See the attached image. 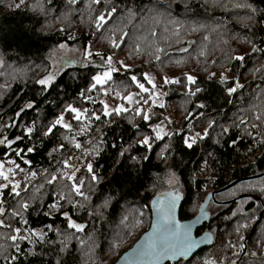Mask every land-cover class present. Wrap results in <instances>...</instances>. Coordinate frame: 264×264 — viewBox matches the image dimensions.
Returning a JSON list of instances; mask_svg holds the SVG:
<instances>
[{
	"label": "trees",
	"instance_id": "trees-1",
	"mask_svg": "<svg viewBox=\"0 0 264 264\" xmlns=\"http://www.w3.org/2000/svg\"><path fill=\"white\" fill-rule=\"evenodd\" d=\"M187 2L186 8L185 0H114L120 11L115 14L104 30L105 35L112 36L121 45L120 48L114 49L108 45L106 39L102 40L100 34L93 31L86 11L83 16L77 13L68 21L59 22L55 15L46 18L38 11H30L25 5L15 8L14 4L19 3V0H0V116L4 121L12 117L13 113L30 99L37 101V105L23 115V121L31 122L38 112L41 115L47 112V119H53L56 110L50 108L45 100L51 99L55 91L61 92V98H65L67 102H73L72 97L81 87L87 86L90 72L101 70L100 67L87 65L64 69L55 77V91L45 93L43 96L35 80L51 71L47 54L58 43L72 45L79 42L81 45H86L95 41L93 51L104 53L107 50L109 54H116V58H122L129 65L128 76L137 75L148 88H151L150 85L143 80V73L147 70L152 71L158 85L162 84L161 78L165 75L182 81L180 84L163 85L164 107L154 106L160 120L163 115L171 116L173 122L179 119L180 126L185 129L197 123L198 113L207 111L220 125L226 124L231 127L230 133L220 144L213 145L212 141L208 140L204 144L198 143L194 150L183 148L177 137L172 141L173 154L163 162L157 156L160 147L154 145V151L148 153L150 159L133 167L131 161L118 156V146L132 136L131 126L127 120L113 117L116 123L112 128L104 129L107 142L103 146V153L95 161L100 180L91 194L90 203L95 210V206L102 204L105 197L111 196L112 200L106 208L102 209L103 215L100 217L89 216L87 209L77 210L74 214L70 213L76 223L83 225L84 231L79 233H75L74 229L68 231L82 238L86 242L85 245L81 246L77 240L72 239L68 243L67 251L60 257H56L49 251V245H44L42 249L34 248L32 244L25 241L22 243L25 250L32 249L37 253L42 252L43 255H21L17 264H44L49 258L63 259L64 264H112L149 227L151 203L157 196L178 191L182 198L179 219L188 220L200 209L198 206L196 213L193 211L195 203L202 197L200 193L207 185L205 183H209L206 187L210 189L201 199V205L208 198L206 211L209 218L201 228L213 238V232L215 235L218 230L227 228L226 223L229 224L228 228L222 232L225 237L220 245L227 247V251H232L235 256H241L242 241L235 232L239 224L237 222L264 219L263 208L258 211L251 209L264 200V191L258 193L259 197L242 192L243 188H261V185L256 182L257 179L243 180L219 192H213V190L227 186L238 173H241V176L249 175V170L254 165L264 169V136L261 135L264 133V95L261 94L264 93V68L261 67L264 65V52H252V46L248 43L252 40L262 49L264 28L240 19L245 16L246 10L232 7V3H238L239 0H219L216 5L212 3V0H187ZM249 2L257 9H264V0H249ZM28 3H35V0H26V4ZM58 3L62 5L63 0H58ZM83 8L84 4L81 0L80 9L83 10ZM129 8L133 9L134 14L131 16L127 11ZM96 14L98 12L93 13V19ZM45 24L48 26L43 27ZM114 26L118 29L115 34L109 31ZM249 27L252 31H249ZM61 28L65 29L63 33L59 31ZM69 34L76 37L75 41L68 39ZM121 35H124L123 40L119 39ZM137 48L140 49L139 52ZM157 48L162 51L157 53ZM201 52L204 53L203 56L200 55ZM156 55H160V61L155 59ZM229 55H242L245 60L243 62L229 61L227 59ZM177 61L180 62L177 63ZM221 64L231 67L240 82L245 85L243 90H238L232 97L224 93V86L207 78L206 69L218 71ZM254 69H260L255 77L251 74ZM186 73L197 78V85L184 87ZM72 77L76 79L73 80ZM113 77V82H110L112 89L119 88L122 95L127 94L128 91L134 92L135 85L122 83L126 79L124 70L114 73ZM231 82L230 79L229 83ZM195 86H199L202 91L196 97L185 96L184 93L189 88L194 89ZM111 94L114 96L112 101L117 102L115 91L113 90ZM92 95L100 98V95L97 96L95 92ZM229 100L231 103L228 102ZM187 101L203 103L208 107L206 110H197L195 103ZM87 106L99 110L97 105ZM187 111H192L193 116L185 120ZM258 116L261 119H257ZM240 120L246 122L248 131L252 135H245L244 126L239 129L232 127L233 122L238 124ZM73 123L75 126V122ZM252 124L257 125L256 129L250 127ZM193 130L202 131L200 125ZM90 131L94 133L95 127ZM218 131L217 127L212 132L213 138ZM18 132L19 129L11 130V136L15 138ZM5 134L7 133L0 131V135ZM86 138L90 139V137H77L81 142ZM233 139L236 140V144L230 147ZM167 142L165 138L163 142L157 143L162 146V143ZM30 143L28 140H23L18 142V146L20 149H25V145ZM53 143L54 140L45 141L46 146L41 145L36 152L29 154L31 165H22L25 169L30 167L31 171L37 173L31 181L36 186L44 184V177L39 175L40 171L43 168L52 171L50 165H56L58 160L63 158L54 155L51 160L49 159L47 152L51 150ZM113 144L117 147H113ZM84 146L88 147V145ZM67 155L75 156L79 153L70 148L65 153V156ZM9 156L17 159L12 153H9ZM4 159L6 157L0 156V161ZM199 163L204 165L205 175L199 172ZM77 164L81 166L78 161ZM170 173H175L178 179V185L173 188L167 184ZM16 176V180L25 182L23 173H18ZM204 176L208 177V181L203 179ZM50 190L51 186L47 185L42 190L45 200L49 202ZM211 193L215 195L214 201L211 200ZM232 199L236 200L231 202ZM125 217H127L126 220ZM26 219L29 220L27 227L37 230L43 228L45 224H53L54 228H66L61 217L50 219L40 212H32L26 216ZM137 221H139L138 224ZM233 222L236 227L231 230L230 226ZM6 231L8 230L0 229V232ZM244 232L246 231L243 229L241 231L243 236ZM196 233L200 231L197 230ZM89 234H92L95 241L91 250L88 247L91 244L88 240ZM256 234L251 231L247 236L252 238L256 237ZM49 236L56 240L54 233H49ZM212 242H215L214 239ZM0 243L10 244L11 242L0 240ZM114 244L115 247H113ZM211 244L210 247L198 251L189 260H182L177 264H202L196 259L207 254L215 246L214 243ZM217 244L219 243L216 239ZM56 247L59 248L58 243ZM8 251L10 254H15L12 248ZM207 258L212 261V264H216L215 255H208ZM229 260L222 256L218 261L219 264H233V262L234 264H264V258L261 256L248 259L249 261L245 258ZM0 264H4L2 257H0Z\"/></svg>",
	"mask_w": 264,
	"mask_h": 264
},
{
	"label": "snow or ice",
	"instance_id": "snow-or-ice-1",
	"mask_svg": "<svg viewBox=\"0 0 264 264\" xmlns=\"http://www.w3.org/2000/svg\"><path fill=\"white\" fill-rule=\"evenodd\" d=\"M80 3L81 0H63L61 5L58 0H35V3L26 4V0H19V3L14 4V7L18 9L21 5H25L30 11H38L46 18H51L55 15L59 22L68 21L71 16L77 13L83 16L86 11L93 31L100 34L102 40L106 39L111 48H120L121 45L117 43L115 38L104 33L107 25L115 14L120 11L114 0H83V10L80 9ZM212 3L216 5L219 0H212ZM185 7H188L187 0H185ZM232 7L246 10L245 16L240 18L243 21L251 22L253 25H260L261 28H264V9H257L249 0H239L238 3L233 2ZM127 11L129 16L134 14L131 8L127 9ZM94 12H98V14L93 19ZM47 26L45 24L43 27ZM117 30L115 26L109 29L113 34ZM59 31L63 33L65 29L61 28ZM249 31H252L251 27H249ZM124 35H121L119 39L123 40ZM68 39L75 41L76 37L69 34ZM248 43L252 46V52H264V49L257 47L252 40H249ZM94 45L95 41H92L86 45L82 44L78 48L72 47L69 49L72 53H80L75 62L80 63L82 66L91 65L95 67L94 58H99L103 66V70H97L94 73L90 72L87 86L79 89L72 97L73 102H67L65 98H61V92L55 91L56 73L49 71L35 80V84L40 86L39 92L42 96L45 93L55 91V95L51 99L45 100V103L50 108L56 110L53 119H47V112H44L43 115L38 112L31 122L23 121V115L37 105V101L31 99L16 110L7 121H4L3 117L0 116V131L7 133L0 135V156L6 157V159L0 161V229L8 230L0 232V240L11 242L10 244L0 243V257L3 258L4 264H17L21 255H43L42 252L37 253L32 249L25 250L22 247V243L25 241L32 244L34 248L39 247L42 249L44 245H49V251L54 253L56 257H60L67 251L68 243L72 239L77 240L81 246L85 245L86 242L82 238L68 231L69 229H74L75 233L84 231L83 225L76 223L70 213L74 214L77 210L87 209L89 216L100 217L103 215L102 209L106 208L112 200L111 196L105 197L102 204L95 206V210H93L90 203L92 200L91 194L95 191V185L100 180L97 174L99 169L96 167L95 161L103 153V146L107 142L104 129L112 128L116 123L113 117L127 120V123L131 126L132 136L118 146V156L131 161L133 167L150 159L148 153L154 151V145L160 147L157 156L163 162L173 154L172 141L177 137H179L183 148L194 150L198 143L204 144L208 140H211L213 145L220 144L223 138L231 131V127L226 124L220 125L215 117H212L207 111L198 113L199 119H197L196 124L190 125L188 133L184 132L183 127L171 131L167 130L165 122L167 125H172L173 121L167 116L160 120L154 109L156 105L161 108L164 107L163 102L160 100L158 89L163 87V85L180 84L182 81L165 75L161 78L162 84L158 85L156 78L145 72L143 73V80L148 85H151V88H148L145 83L138 79L137 75L128 76L129 65L122 60L115 59L116 54H109L107 50L104 53L100 51L93 53L91 49ZM67 47L64 43L57 44V49L60 52H63ZM137 51L139 52L140 49L137 48ZM161 51L159 48L156 49L157 53ZM200 55L203 56L204 53L201 52ZM60 59L61 57H56L53 62L56 63ZM155 59L160 61V55H156ZM227 59L229 61L243 62L245 57L242 55H229ZM71 62L72 60L63 61V63ZM179 62L177 61V63ZM63 63L57 65L58 70L63 67ZM261 67L264 68V65ZM121 70H124L126 77L122 83L135 85V88L139 90L138 92L128 91L127 94L122 95L119 88H111L110 82L114 80L113 74L119 73ZM258 71L260 69L252 71L253 77ZM206 75L209 80H215L218 84L224 86L223 91L228 97H232L234 93L238 90H243L245 87L234 74L233 69L224 64L220 65V70L218 71L206 69ZM72 79L75 80L76 77H72ZM230 79L231 83H229ZM185 80L186 84H184V87L197 85V78L193 75L186 73ZM113 90L115 91V98L123 101V103H114V106H110L105 99H99L92 95L95 92L108 96ZM201 91L202 89L199 86H195L194 89L189 88L184 94L187 97H196ZM261 94L264 95V93ZM187 102L195 103L194 101ZM228 102L231 103L230 100ZM89 104L97 105L99 110L89 108L87 106ZM207 107L206 104L195 103V109L197 110H206ZM191 116H193V112L187 111L184 119L187 120ZM257 119H261V117L258 116ZM73 122H75V126ZM197 125H200L202 131L193 133L192 129L196 128ZM241 126H244L245 135H252L248 131V126L244 120H240L238 124L233 122L232 125V127L238 129ZM93 127H95L94 133L90 131ZM217 127L219 131L216 132V136L213 138L212 132ZM250 127L256 129L257 125L252 124ZM16 129H19V132L13 138L11 130ZM261 135L264 136V133H261ZM82 136L90 137V139L86 138L81 142L77 137ZM165 138L168 140L167 143H162V146L157 143L163 142ZM23 140H28L31 143L26 144L25 149H20L18 142ZM53 140V146L47 152V156L50 160L54 155L55 157L63 158L59 159L56 165H50L53 169L52 171L44 169L39 173V175L44 177V184L36 186L31 181L37 176V173L31 171L30 167L25 169L22 165L30 166L32 161L28 158L29 154L36 152L41 145H45V141ZM253 140L255 141L254 136ZM235 144L236 140L233 139L229 146L231 147ZM84 145H88V147ZM113 147L117 146L113 144ZM70 148L75 149L79 155L65 156V153ZM9 153H12L17 159H12ZM208 154L212 155V153ZM73 159L77 160L82 167H74L70 163ZM69 169H71L70 173ZM17 173L24 174L25 182L22 183L16 180ZM78 173L81 174L77 175ZM169 182L173 185H178L175 173H170ZM45 185L51 186V190L48 193L50 202L44 198L45 194L42 190ZM260 190L264 191V186H261ZM169 195L171 199L165 207L159 210L164 221L158 230L159 235H155L154 232L155 238L151 239L146 247L137 250L141 257L146 258L147 264H159L161 259L169 256H184L196 243L191 238L190 225L182 226L176 223L174 229L171 227L173 223L172 211L176 200L179 199V192L175 191V195L172 193ZM200 207L203 209L204 206L200 205ZM32 212H40L43 216L50 219L61 217L62 223L66 224V228H54L53 224H45L39 230L27 227L29 220L26 219V216ZM126 219L127 217H125ZM249 219L251 218L249 217ZM136 223L138 224L139 221ZM247 227V222L237 225L235 232L239 240H244L241 231ZM155 228L156 226L154 225ZM49 233H54L56 240L51 239ZM88 240L91 241V244L88 245L89 250H91L95 244L92 234L88 235ZM57 243L59 248L56 247ZM115 246L114 244L113 247ZM240 247L243 248L244 245L241 244ZM9 248H12L15 254H10ZM44 264H64V261L60 258H49Z\"/></svg>",
	"mask_w": 264,
	"mask_h": 264
},
{
	"label": "water",
	"instance_id": "water-1",
	"mask_svg": "<svg viewBox=\"0 0 264 264\" xmlns=\"http://www.w3.org/2000/svg\"><path fill=\"white\" fill-rule=\"evenodd\" d=\"M263 41H264V31H263ZM262 49H264V43L262 44ZM237 182V181H236ZM233 182V183H236ZM233 183H231L233 185ZM225 188H228L229 186ZM172 193L175 195V192H169L162 195L157 196L151 203V219L149 227L145 232H143L138 239L125 251H123L118 258L112 264H147L146 258H143L139 255L138 249L142 247H146L151 239L155 238V235H159V228L164 223L163 218L159 212L162 207H165L168 201L171 199L169 195ZM211 197L214 196V193L210 194ZM207 200L202 204L203 209H199L198 213L188 220H180L179 219V209L182 202V198L179 195V199L175 202V207L172 211V220L173 223L171 227L174 229L175 224L179 223L182 226L190 225L191 226V238L196 242L193 247L188 251V253L184 256H169L167 258L161 259L159 264H177L178 262L184 260H189L192 258L198 251L208 248L211 245V235L210 234H202L200 236H196V231L200 229L203 224L208 220L209 215L206 211ZM203 213V214H202ZM154 225L156 228L154 229Z\"/></svg>",
	"mask_w": 264,
	"mask_h": 264
},
{
	"label": "rangeland",
	"instance_id": "rangeland-1",
	"mask_svg": "<svg viewBox=\"0 0 264 264\" xmlns=\"http://www.w3.org/2000/svg\"><path fill=\"white\" fill-rule=\"evenodd\" d=\"M80 43L79 42H75L74 44H72V45H67L68 47L63 51V52H60L58 49H57V46L55 47V48H53V49H51L49 52H48V54H47V59L49 60V62H50V65H51V72H54V73H56V75L57 74H59L61 71H63L64 69H66V68H68V67H74V66H82L80 63H77V62H75L76 61V58H78L79 56H80V53L79 52H77V53H72L71 51H69V49H71L72 47H80ZM92 50V49H91ZM93 51V50H92ZM93 53H95V51H93ZM111 54H114V53H111ZM56 57H61V59L60 60H58V61H56V63H54L53 61L56 59ZM115 59H117V60H122V61H124L122 58H116L115 57ZM64 60H72V62L71 63H63V61ZM125 62V61H124ZM60 63H63V67L62 68H60L59 70H58V68H57V65L58 64H60ZM94 63H95V68H99L100 67V69L101 70H103V66H102V64H101V62H100V60H99V58H94ZM126 63V62H125ZM127 64V63H126ZM91 66V65H90ZM147 73H149L150 75H152L153 77H154V75H153V73H152V71H150V70H147L146 71ZM147 83V82H146ZM156 83H157V80H156ZM134 86V85H133ZM150 87H151V85H150ZM139 90L138 89H136L135 87H134V92H138ZM158 92L160 93V100L163 102V97H164V93H165V90L163 89V87H161V88H159L158 89ZM97 96H99L100 95V98L99 99H105L106 100V102L110 105V106H114V103H123V101H121V100H119V99H117V102L116 101H112V99L114 98V96H112V94L110 93L108 96H104L103 94H97V93H95ZM144 95H147V94H144ZM151 103V102H150ZM165 116H167V115H163L162 117H161V119L163 120V118L165 117ZM168 117V116H167ZM170 120H172L171 118V116H169L168 117ZM176 120V121H175ZM174 120V122L172 123V125H167V123L165 122V127L167 128V130L169 129V131H171L172 129H170L169 127H173L174 129H177L178 127H177V123L179 124V125H181V121H179V119H175ZM176 124V125H175ZM177 128H176V127ZM189 127H190V125L188 126V127H186L185 129H184V131H189ZM180 128H181V126H180ZM179 129V128H178ZM192 132L194 133L195 131L192 129ZM188 133V132H187ZM256 143L258 144V141H256ZM70 163L75 167V166H78V164H77V161L75 160V159H73L72 161H70ZM202 163V162H201ZM198 169H199V172H201V174H203V175H205V169H204V165L203 164H200L199 163V167H198ZM71 172V169H69V173ZM18 174V173H17ZM15 178H17V176L15 177ZM169 179H170V175H169V178H168V180H167V184H168V186L169 187H174L175 185H173V184H171L170 182H169ZM203 179H206L207 181H208V177H206V176H204L203 177ZM205 184H209V183H205ZM207 185H205V188L204 189H202V191H201V193L200 194H202V197H200L198 200H197V202L195 203V205H194V208H193V211H194V213H196V211L198 210L197 209V207L198 206H200L201 205V199L202 198H204L205 197V195L209 192V189L210 188H207L206 186ZM237 199V198H236ZM236 199H232V201L231 202H234ZM229 219H231V218H229ZM227 220H228V218H227ZM243 221V220H242ZM241 221V222H242ZM240 221L239 222H237V223H241ZM225 225H227L226 227L228 228V226H229V224H225ZM235 227H236V224H234V222L233 223H231V226H230V229L231 230H234L235 229ZM225 228V227H224ZM224 228H222V229H220V230H218V233L217 234H215L214 235V232L212 233V235H213V237L215 238V239H217V242L219 243V244H217V245H215L213 248H211L209 251H208V253L207 254H205V255H203L202 257H200V258H198V259H196V261H199L200 263H202V264H204V263H206V262H210L209 264H212V261H210V260H208V255H215V257H216V259L217 260H215V262H216V264H219V261L218 260H220L221 258H222V256L224 257V255H228V252L229 251H227V247H225V246H221L220 245V243H221V241H223L224 240V237H225V235H222V232L223 231H225L226 229H224ZM226 241V240H225ZM227 242V241H226ZM222 248H221V247ZM234 252H236V251H234ZM231 256H234V253H230L227 257H226V259H230L229 261H231L232 259H231ZM210 257V256H209Z\"/></svg>",
	"mask_w": 264,
	"mask_h": 264
},
{
	"label": "flooded vegetation",
	"instance_id": "flooded-vegetation-1",
	"mask_svg": "<svg viewBox=\"0 0 264 264\" xmlns=\"http://www.w3.org/2000/svg\"><path fill=\"white\" fill-rule=\"evenodd\" d=\"M253 164L254 163H252V165ZM249 171H250L249 175H246V176H241V173H238L237 177H235L234 179H231V181L228 183V185H230L233 182H236V181L237 182L233 183V185L231 184V186H229L228 188H225L226 186L224 188H218L217 187L216 189L213 190V192H219V191H222L224 189L225 190L229 189V188L233 187L235 184L242 182L243 180H248V179H252V180L257 179L256 182H258V184H260L261 186H264V169H260L257 165H254ZM260 191L261 190L259 187H257V188H243L242 189V192H244L245 194L247 193L250 196H257V197H259L258 193H260ZM239 192H241V191H239ZM213 198H215V195L213 197H211L212 201H214ZM255 199H256V197H255ZM262 202L260 204H257L256 206H254L251 209L253 211H258L260 208L264 209V200ZM245 222H247L248 227L244 229L246 232H244V240H242V242H241V244L244 245L243 248L240 247L241 256H235L234 255V256H231V259H233V258L244 259L245 258L247 261H249L248 259L257 258L259 256H261V258H264V219H259V220H255L252 222L251 221H245ZM198 230L200 231V233H196V236L202 235L205 233V230H203L202 228H200ZM251 231H254L255 233H257L256 237L248 238L247 234L250 233ZM260 234L262 236H259ZM212 239H214L215 242H212ZM212 239H211V242L214 243V245H216V239L214 237ZM228 239H227V241H228ZM230 246H232V245H230ZM230 253H233V252L229 251L228 255ZM226 257H227V255H224V259H226Z\"/></svg>",
	"mask_w": 264,
	"mask_h": 264
},
{
	"label": "bare ground",
	"instance_id": "bare-ground-1",
	"mask_svg": "<svg viewBox=\"0 0 264 264\" xmlns=\"http://www.w3.org/2000/svg\"><path fill=\"white\" fill-rule=\"evenodd\" d=\"M175 125H176V124H175ZM178 126L180 127V125L177 123V127H178ZM175 127H176V126H175ZM177 127H176V128H177ZM168 130H169V129H168ZM40 172H41V171H40Z\"/></svg>",
	"mask_w": 264,
	"mask_h": 264
},
{
	"label": "built area",
	"instance_id": "built-area-1",
	"mask_svg": "<svg viewBox=\"0 0 264 264\" xmlns=\"http://www.w3.org/2000/svg\"><path fill=\"white\" fill-rule=\"evenodd\" d=\"M169 128L172 129V130L174 129L173 127H169ZM44 169H46V168H43V170H44Z\"/></svg>",
	"mask_w": 264,
	"mask_h": 264
},
{
	"label": "crops",
	"instance_id": "crops-1",
	"mask_svg": "<svg viewBox=\"0 0 264 264\" xmlns=\"http://www.w3.org/2000/svg\"><path fill=\"white\" fill-rule=\"evenodd\" d=\"M55 48V47H54Z\"/></svg>",
	"mask_w": 264,
	"mask_h": 264
}]
</instances>
